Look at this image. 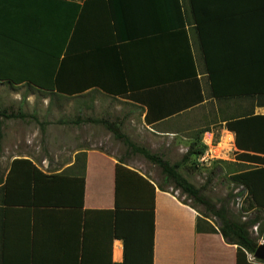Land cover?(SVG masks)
<instances>
[{
	"label": "crops",
	"instance_id": "0c3cea01",
	"mask_svg": "<svg viewBox=\"0 0 264 264\" xmlns=\"http://www.w3.org/2000/svg\"><path fill=\"white\" fill-rule=\"evenodd\" d=\"M78 52L96 53V74H121L128 88L91 87L65 96L81 104L54 105L73 109L65 125L75 144L64 161H32L45 173L75 174L84 154L83 206L27 212L3 204L0 192V264H264L220 233L196 232V210L156 184L152 210L116 208V164L146 174L121 159L125 148L108 129L90 121L158 138L161 153L143 146L163 158L171 141L185 150L181 157L197 141L205 150L196 159L264 174V0H0V75L50 78L58 54ZM238 119H249L239 126V146L226 127ZM93 140L108 147L94 149ZM256 183L264 188V177ZM137 231L145 234L144 256L131 248Z\"/></svg>",
	"mask_w": 264,
	"mask_h": 264
},
{
	"label": "trees",
	"instance_id": "16d2710c",
	"mask_svg": "<svg viewBox=\"0 0 264 264\" xmlns=\"http://www.w3.org/2000/svg\"><path fill=\"white\" fill-rule=\"evenodd\" d=\"M96 53H73L65 54L60 59L57 55L55 61V69L57 73L50 78H37L31 75L23 76H7L0 75V82L8 83L11 86L24 83L27 86H35L46 90H55L48 93L49 95L72 96L91 87H100L108 93H122L126 91L128 86L122 85L123 75L102 76L97 75L95 70ZM94 58L90 61V59ZM106 64V63H105ZM111 65V63H109ZM117 73L120 72V65ZM116 70V69H115ZM71 71V75L66 73ZM1 73V64H0ZM121 81V82H120ZM0 117L4 118H24L23 113H7L5 110L0 111ZM35 122L42 127L43 122H39L37 117L30 116ZM249 119L232 120L226 123L229 130L235 132L236 145L239 142L241 124ZM94 123L102 124L108 129L115 139L120 140L131 153L142 155L147 161L159 167L164 180L178 189L182 194L192 201L193 205L188 204L184 200H180L195 209L196 206L203 208L199 212L195 221V231L198 233H220L226 243L236 245L239 251L253 253L258 245L257 239L252 237L249 227L258 219L251 221H241L230 217L225 206H217L205 197L199 188L193 185L180 172L179 168L185 162L196 160L204 150V145H199L197 141L191 143L186 154L181 160L169 162L162 156L151 152L143 145L136 144L122 132L120 126L108 120L91 119ZM0 133V139H1ZM76 162L80 163L79 171L75 174L69 171L60 173H45L40 170L35 163L29 158L15 157L11 160L9 169L2 178L0 174V192L2 193L1 201L5 205L25 207L27 212L30 207H79L83 206L84 199V173H85V155H77ZM122 162L116 164L115 168V192L114 204L116 208L121 209H153L155 187L166 191L162 185L153 183L152 179L143 176L136 170H132ZM213 169V168H212ZM264 177V174L255 171L232 172L231 180L237 185H243L246 191L245 201L257 212L264 214V188L257 187L256 179ZM156 184V186H155ZM196 210V209H195ZM218 220V226H214L211 219ZM261 229L259 233L261 235Z\"/></svg>",
	"mask_w": 264,
	"mask_h": 264
},
{
	"label": "rangeland",
	"instance_id": "374dc122",
	"mask_svg": "<svg viewBox=\"0 0 264 264\" xmlns=\"http://www.w3.org/2000/svg\"><path fill=\"white\" fill-rule=\"evenodd\" d=\"M81 101L80 97L49 96V94L30 92L23 86L13 87L0 82V111L5 110L7 113H23L26 115L24 118L0 117V133L2 135L0 139V174H5L11 160L18 154L26 153L31 160L39 164L44 158H46L47 164L51 161L54 162L57 157L59 161L68 159L67 155L71 152L75 143L71 140L72 135L69 131L72 125H65V123L69 118L75 117V114L73 109L59 108L56 110L54 105L81 104ZM30 116H35L39 122L44 123L43 131L40 124ZM212 129L215 130V126ZM97 135V138L100 137V134ZM129 135L133 142L149 148L152 145L151 151L162 152L160 149L161 140L158 138L141 137L140 134L135 135L132 132H129ZM112 140L116 141L117 139L113 138ZM88 145L94 149L108 147L104 141L100 142V140L88 142ZM122 146L125 151L121 152V159L144 170L146 176L152 179L154 183L162 185L166 192L193 205L191 200L164 180L158 166L150 163L140 154L131 153L123 143ZM112 147H115L114 144H112ZM164 152L165 159L173 163L181 160V155L185 150H180L175 145V141H171L167 151ZM219 160L225 159H214L207 163H200L192 159L190 162L183 163L179 168V172L199 188L201 193L212 203L217 206H225L230 217L241 221L258 219L249 227V232L252 237L257 239V242L261 241L259 239V229L262 228V232L264 230V214L250 209L245 201V191L231 180L234 166ZM96 176V170L90 171L89 177L91 183H93L92 189L96 186ZM93 191L95 192V190ZM195 209L198 214L203 210L200 206H196ZM211 222L214 226H218L217 219L212 218ZM144 235H140L137 231L136 235L133 236L131 248L137 256H144L145 254L146 239Z\"/></svg>",
	"mask_w": 264,
	"mask_h": 264
},
{
	"label": "water",
	"instance_id": "95a60500",
	"mask_svg": "<svg viewBox=\"0 0 264 264\" xmlns=\"http://www.w3.org/2000/svg\"><path fill=\"white\" fill-rule=\"evenodd\" d=\"M252 254L254 258L258 260H264V243L258 244L255 251Z\"/></svg>",
	"mask_w": 264,
	"mask_h": 264
},
{
	"label": "built area",
	"instance_id": "2783aa9c",
	"mask_svg": "<svg viewBox=\"0 0 264 264\" xmlns=\"http://www.w3.org/2000/svg\"><path fill=\"white\" fill-rule=\"evenodd\" d=\"M214 158V156H212V155H209V159H213ZM198 162H200V163H204L205 162V160H206V158H203V157H199V158H197L196 159Z\"/></svg>",
	"mask_w": 264,
	"mask_h": 264
}]
</instances>
